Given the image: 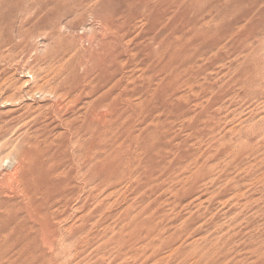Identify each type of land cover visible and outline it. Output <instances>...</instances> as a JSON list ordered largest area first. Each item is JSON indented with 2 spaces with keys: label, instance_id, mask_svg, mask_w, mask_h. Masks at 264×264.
<instances>
[{
  "label": "rangeland",
  "instance_id": "1",
  "mask_svg": "<svg viewBox=\"0 0 264 264\" xmlns=\"http://www.w3.org/2000/svg\"><path fill=\"white\" fill-rule=\"evenodd\" d=\"M13 170L49 176L27 197ZM259 240L264 0H0V264H234Z\"/></svg>",
  "mask_w": 264,
  "mask_h": 264
},
{
  "label": "bare ground",
  "instance_id": "2",
  "mask_svg": "<svg viewBox=\"0 0 264 264\" xmlns=\"http://www.w3.org/2000/svg\"><path fill=\"white\" fill-rule=\"evenodd\" d=\"M125 37V36H124ZM123 37V38H124ZM120 41H121V39H120ZM123 42V41H122ZM125 42V41H124ZM131 42V41H130ZM129 42V43H130ZM128 42H127V44H125V45H128L129 44ZM108 112V111H107ZM111 113V112H110ZM102 121H104V120H102ZM74 130H75V127H74ZM76 130H78V129H76ZM76 132V131H75ZM77 133V132H76ZM75 133V134H76ZM79 133V132H78ZM78 136V135H77ZM80 151V150H79ZM84 158V157H83ZM86 161V160H85ZM88 161V160H87ZM84 163V162H83ZM84 166V165H83ZM47 167V166H46ZM86 168V167H85ZM30 172L33 174L34 173V171L32 172V169L30 170ZM38 172V171H37ZM58 172V171H57ZM39 174H40V172H39ZM27 175V174H26ZM47 174H40V176H37V177H35L36 175H32V176H29V178L26 180V182H25V184H22L19 180H18V178H19V175H18V173L17 172H15L14 170H13V173L12 174H10L8 177H7V183H8V188H10L11 190H13V191H15L16 193H18V192H25V194H26V196L27 197H29V194H30V192H33L32 190H34V189H42L43 190V188H44V184H45V178H47L49 175H47ZM83 175H84V173H83ZM51 177V176H50ZM50 177H49V179H50ZM85 177V175L83 176V178ZM86 178H88V177H85L83 180H84V182H86ZM41 180V181H40ZM48 180V179H47ZM52 180V179H51ZM5 182V181H4ZM48 182H49V180H48ZM48 182H47V184H48ZM51 182H53V180L51 181ZM67 183V182H66ZM50 184V183H49ZM52 184V183H51ZM55 184V183H54ZM43 186V187H42ZM46 186H48V185H46ZM42 187V188H41ZM52 188L53 187H55L54 185H52L51 186ZM47 188V187H46ZM45 188V189H46ZM49 189V188H48ZM47 189V190H48ZM61 189V188H60ZM57 190V189H56ZM12 191V192H13ZM37 192V191H36ZM45 192V191H44ZM33 194V193H32ZM253 236V235H252ZM251 237V236H250ZM260 239V238H259ZM258 241V240H257ZM218 248V247H217ZM215 251L216 249H212V251ZM223 252V251H222ZM230 252V251H229ZM252 253L254 254V256L253 257H250L249 255H248V258H242V259H235L234 261H235V263L234 264H261V263H263L264 262V245L263 244H261L260 243V240H259V244H257V245H254V247H253V251H252ZM222 256H224V257H226V256H228V253L227 254H225L224 255V253L222 254ZM221 260L223 259L222 257L220 258ZM221 260H219V264H223V263H221ZM216 261V260H215ZM225 261V260H224ZM214 262V261H213ZM232 263V262H231ZM231 263H228V264H231ZM213 264V263H212ZM216 264V263H215ZM225 264H227V263H225Z\"/></svg>",
  "mask_w": 264,
  "mask_h": 264
}]
</instances>
